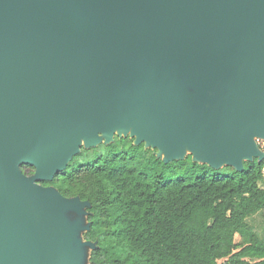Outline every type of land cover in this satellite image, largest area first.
Here are the masks:
<instances>
[{
    "label": "water",
    "instance_id": "obj_1",
    "mask_svg": "<svg viewBox=\"0 0 264 264\" xmlns=\"http://www.w3.org/2000/svg\"><path fill=\"white\" fill-rule=\"evenodd\" d=\"M129 127L166 163L262 161L264 0H0V264H75L88 202L40 181Z\"/></svg>",
    "mask_w": 264,
    "mask_h": 264
},
{
    "label": "trees",
    "instance_id": "obj_2",
    "mask_svg": "<svg viewBox=\"0 0 264 264\" xmlns=\"http://www.w3.org/2000/svg\"><path fill=\"white\" fill-rule=\"evenodd\" d=\"M156 151L115 136L40 181L88 202L89 263L264 264V239L248 222L264 210V159L236 171L191 156L166 163Z\"/></svg>",
    "mask_w": 264,
    "mask_h": 264
},
{
    "label": "rangeland",
    "instance_id": "obj_3",
    "mask_svg": "<svg viewBox=\"0 0 264 264\" xmlns=\"http://www.w3.org/2000/svg\"><path fill=\"white\" fill-rule=\"evenodd\" d=\"M117 132V131H115ZM119 134H123L122 132ZM118 136V135H115ZM114 136V138H115ZM128 136L130 137L129 133ZM119 137V136H118ZM133 142H134V137ZM258 147L260 150L264 152V137H258L256 138ZM83 144V143H82ZM81 148H84V145L81 146ZM186 156H191L192 159V153L189 150L185 151ZM225 165V164H224ZM222 165V166H224ZM64 217L67 219L69 223H76L78 225V228L76 229V237L83 243L82 245L73 244V247L76 251V256L74 258L75 264H90L89 263V254L92 249V246L89 244H86L84 242H87L84 238V233L88 227V221L86 218V214L81 212H75V211H66L64 212ZM249 225L252 228V230L261 238L264 239V210L261 212L256 213L255 215L251 216L248 219Z\"/></svg>",
    "mask_w": 264,
    "mask_h": 264
},
{
    "label": "flooded vegetation",
    "instance_id": "obj_4",
    "mask_svg": "<svg viewBox=\"0 0 264 264\" xmlns=\"http://www.w3.org/2000/svg\"><path fill=\"white\" fill-rule=\"evenodd\" d=\"M30 169L32 170V172H28ZM22 170H23V172H24L26 175H30V174L33 173V167H29V166L22 167Z\"/></svg>",
    "mask_w": 264,
    "mask_h": 264
},
{
    "label": "bare ground",
    "instance_id": "obj_5",
    "mask_svg": "<svg viewBox=\"0 0 264 264\" xmlns=\"http://www.w3.org/2000/svg\"><path fill=\"white\" fill-rule=\"evenodd\" d=\"M115 131H117L118 133H121V132L124 133V132H125V131H124V128H122L120 131L118 130V128H116ZM127 133L134 134V133H132V128H131V127H129ZM145 141H146V140H145Z\"/></svg>",
    "mask_w": 264,
    "mask_h": 264
}]
</instances>
